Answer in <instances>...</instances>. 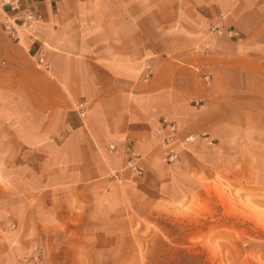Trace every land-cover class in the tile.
Masks as SVG:
<instances>
[{"label": "crops", "instance_id": "1", "mask_svg": "<svg viewBox=\"0 0 264 264\" xmlns=\"http://www.w3.org/2000/svg\"><path fill=\"white\" fill-rule=\"evenodd\" d=\"M255 105L264 0H0V264L146 215L178 176L166 154L226 144Z\"/></svg>", "mask_w": 264, "mask_h": 264}, {"label": "rangeland", "instance_id": "2", "mask_svg": "<svg viewBox=\"0 0 264 264\" xmlns=\"http://www.w3.org/2000/svg\"><path fill=\"white\" fill-rule=\"evenodd\" d=\"M251 117L226 144L185 142L187 154L171 161H180L177 178L146 215L127 211L88 242L77 234H59L49 249L30 242L41 249L37 264H264V105Z\"/></svg>", "mask_w": 264, "mask_h": 264}, {"label": "built area", "instance_id": "3", "mask_svg": "<svg viewBox=\"0 0 264 264\" xmlns=\"http://www.w3.org/2000/svg\"><path fill=\"white\" fill-rule=\"evenodd\" d=\"M29 14V13H28ZM213 31L221 32L222 27L219 24H216L212 27ZM228 34H234L233 30L227 29ZM204 79H208V75H203ZM157 132L161 134L163 141L166 143H173L178 140V130L177 126L174 123H162L157 129ZM195 139L194 135H187L182 140L183 142H189ZM125 153V165L128 169H130L133 173L140 175L142 170L139 166L138 159L139 153L134 149L131 144H127L124 147ZM178 154L175 152H168L166 154V159L168 161H173L177 159ZM41 258V249L38 245H33L26 256H23L19 259L15 264H37L40 262Z\"/></svg>", "mask_w": 264, "mask_h": 264}]
</instances>
